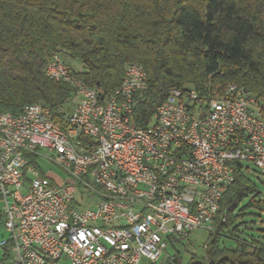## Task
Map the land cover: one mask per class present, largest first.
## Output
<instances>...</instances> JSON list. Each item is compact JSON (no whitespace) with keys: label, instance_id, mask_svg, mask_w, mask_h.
<instances>
[{"label":"built area","instance_id":"built-area-1","mask_svg":"<svg viewBox=\"0 0 264 264\" xmlns=\"http://www.w3.org/2000/svg\"><path fill=\"white\" fill-rule=\"evenodd\" d=\"M45 75L73 78L57 54ZM117 99H82L64 118L79 137L88 163L74 164L59 146L50 108L27 106L20 116H0V130L57 151L61 163L0 142V203L9 264H156L171 238L214 231L223 194L233 185L235 166L251 163L264 175V105L232 85V92L202 95L173 89L150 123L134 119L136 96L148 88L136 64L126 66ZM122 101V109L114 108ZM20 154L31 155L22 163ZM40 161L63 175L56 181ZM85 176L114 197L104 206ZM134 176V183H126ZM264 210V209H263ZM225 222V219H222ZM2 256V253H0Z\"/></svg>","mask_w":264,"mask_h":264},{"label":"trees","instance_id":"trees-1","mask_svg":"<svg viewBox=\"0 0 264 264\" xmlns=\"http://www.w3.org/2000/svg\"><path fill=\"white\" fill-rule=\"evenodd\" d=\"M53 54L105 97L121 85L127 65L142 67L148 88L136 96L138 125L150 123L173 89L222 95L234 85L264 105V0H0V113L20 116L38 104L66 129L76 96L68 83L45 75ZM249 198L247 208L261 218L264 200L237 164L205 255L185 262L178 247L189 235L176 237L168 248L174 254L156 264H264V237L234 227ZM7 251L0 248L2 264H9Z\"/></svg>","mask_w":264,"mask_h":264},{"label":"bare ground","instance_id":"bare-ground-1","mask_svg":"<svg viewBox=\"0 0 264 264\" xmlns=\"http://www.w3.org/2000/svg\"><path fill=\"white\" fill-rule=\"evenodd\" d=\"M46 76L55 79L53 75ZM56 79H60L68 83L73 88L75 93H80V98L82 99H91V97H93V99L102 98L103 100L117 99L120 97V90H127V83L122 82L113 94L105 97L103 96L101 90L89 88L87 85L77 80L74 76L73 78ZM226 92H232V86L229 87ZM241 94L249 93L241 90ZM38 107L42 106L38 105ZM114 108L122 109V101H114ZM24 111H27V107ZM0 116H7V114L0 113ZM55 122L53 121V129H58V134L61 136V138H59V146L67 147L71 153L72 162L74 164L88 163L87 154L81 153V143L79 137L71 135V132L67 127L64 130L60 126H57ZM0 142H3V144H6V146H14V144L15 146H26V144H30L29 153L33 155H44L50 162L61 163V156L57 154L56 150L46 145L40 144L39 141L33 140V137H25V139H22V137H19L18 134H14L13 129L10 127H3V129L0 130ZM20 161L22 163L31 162V155L20 154ZM85 183L87 189L91 191V194H99L101 203L104 206H114V197H112L111 193H108L106 188L98 187L94 176H85ZM126 183H134V176H126Z\"/></svg>","mask_w":264,"mask_h":264},{"label":"rangeland","instance_id":"rangeland-1","mask_svg":"<svg viewBox=\"0 0 264 264\" xmlns=\"http://www.w3.org/2000/svg\"><path fill=\"white\" fill-rule=\"evenodd\" d=\"M64 62L68 65H71L72 68L79 72L80 71V65L65 61ZM78 103V98L74 99L70 103V110H73L74 107ZM244 166L248 168L251 171V174L249 175V179L252 181V183L255 185L256 192L260 194V199L264 200V175H262L251 163H245ZM40 167L44 173L47 175H50L49 177L54 178L56 181H61L63 178L62 173L59 169H57L55 166L40 161ZM250 199L244 200L241 205L242 216L240 219H237L234 222V227H238L242 236H254V237H264V233H261V230H264V215L261 216V218L255 217L257 214V211L252 208H247L248 203L250 202ZM1 203H0V211H1ZM7 239V233L4 230V224H0V244L3 240ZM208 239V233L202 230H197L189 235L188 238L181 241L180 246L178 247V250L181 252V256L183 260L186 262L189 257L197 256V257H203L205 255V243ZM264 243V240H261ZM226 247H233L234 243L232 241L226 240L224 242ZM1 253V252H0ZM174 254V250L168 249L164 256L162 257L161 261L164 260L167 257H171ZM160 261V262H161ZM158 262V263H160Z\"/></svg>","mask_w":264,"mask_h":264},{"label":"water","instance_id":"water-1","mask_svg":"<svg viewBox=\"0 0 264 264\" xmlns=\"http://www.w3.org/2000/svg\"><path fill=\"white\" fill-rule=\"evenodd\" d=\"M0 264H2V263H0Z\"/></svg>","mask_w":264,"mask_h":264}]
</instances>
